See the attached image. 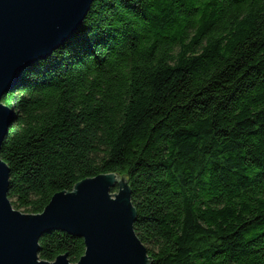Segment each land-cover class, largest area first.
<instances>
[{
  "label": "trees",
  "instance_id": "16d2710c",
  "mask_svg": "<svg viewBox=\"0 0 264 264\" xmlns=\"http://www.w3.org/2000/svg\"><path fill=\"white\" fill-rule=\"evenodd\" d=\"M2 102L16 210L116 174L152 264H264V0H96ZM85 250L55 231L39 258Z\"/></svg>",
  "mask_w": 264,
  "mask_h": 264
},
{
  "label": "water",
  "instance_id": "95a60500",
  "mask_svg": "<svg viewBox=\"0 0 264 264\" xmlns=\"http://www.w3.org/2000/svg\"><path fill=\"white\" fill-rule=\"evenodd\" d=\"M95 1L0 0V155L16 116L3 97L33 64L75 36ZM10 174L0 156V264H73L68 254L54 262L39 258L41 238L55 231L84 241L77 264H152L134 229L137 212L124 178L83 180L72 192L54 195L42 214L30 215L16 210L8 197Z\"/></svg>",
  "mask_w": 264,
  "mask_h": 264
}]
</instances>
